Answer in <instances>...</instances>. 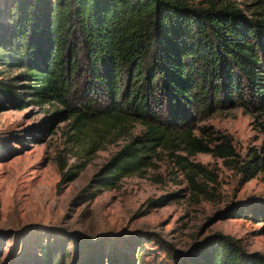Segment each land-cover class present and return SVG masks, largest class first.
Listing matches in <instances>:
<instances>
[{
    "label": "trees",
    "instance_id": "16d2710c",
    "mask_svg": "<svg viewBox=\"0 0 264 264\" xmlns=\"http://www.w3.org/2000/svg\"><path fill=\"white\" fill-rule=\"evenodd\" d=\"M0 63L25 70L20 76L39 104L65 105L56 114L67 112L63 119L72 118L79 132L95 130L92 145L129 137L142 125L79 193L87 200L142 172L163 150L178 162L185 159L180 151L211 154L244 182L264 173V121L261 145L245 158L228 135L205 127L197 135L192 126L236 106L264 113V3L249 16L230 0H0ZM10 80L0 79V111L25 103ZM95 183L99 188L88 190ZM259 212L264 217V206ZM37 251L7 264L71 263L62 242H38ZM147 254L141 245L136 257ZM181 257V264H264V254L246 253L220 233Z\"/></svg>",
    "mask_w": 264,
    "mask_h": 264
},
{
    "label": "rangeland",
    "instance_id": "374dc122",
    "mask_svg": "<svg viewBox=\"0 0 264 264\" xmlns=\"http://www.w3.org/2000/svg\"><path fill=\"white\" fill-rule=\"evenodd\" d=\"M230 1L249 16L264 3ZM24 71L0 63V79L12 78L10 83L24 92L25 102L0 111V260L4 264L24 256L31 260L42 241L64 243L71 251L70 264H83L87 257L98 264H117L116 260L118 264H181V256L193 244L215 233L237 239L246 253L264 254V217L259 212L264 206V173L244 182L235 168L208 153L176 152L185 158L178 162L169 151H158L142 172L124 176L112 188L92 184L88 190L100 191L90 200L79 196L110 156L141 132L142 125L137 123L129 137L92 145L96 131L79 132L72 118L63 119L67 112L56 114L65 105L39 104L20 76ZM258 121H264V113L236 106L192 126L197 135L201 127L209 134L228 135L245 158L250 148L262 143ZM153 199L157 202L149 204ZM231 209L242 211V217H226L225 211ZM141 245L148 254L139 262L136 253Z\"/></svg>",
    "mask_w": 264,
    "mask_h": 264
}]
</instances>
